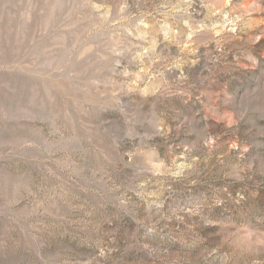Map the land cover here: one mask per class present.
<instances>
[{
	"label": "rangeland",
	"instance_id": "374dc122",
	"mask_svg": "<svg viewBox=\"0 0 264 264\" xmlns=\"http://www.w3.org/2000/svg\"><path fill=\"white\" fill-rule=\"evenodd\" d=\"M0 264H264V0H0Z\"/></svg>",
	"mask_w": 264,
	"mask_h": 264
}]
</instances>
